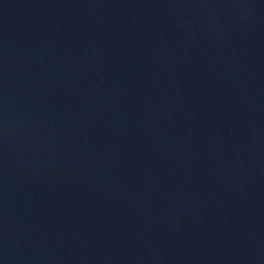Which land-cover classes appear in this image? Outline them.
I'll list each match as a JSON object with an SVG mask.
<instances>
[{"label":"water","instance_id":"obj_1","mask_svg":"<svg viewBox=\"0 0 264 264\" xmlns=\"http://www.w3.org/2000/svg\"><path fill=\"white\" fill-rule=\"evenodd\" d=\"M0 264H264V0H0Z\"/></svg>","mask_w":264,"mask_h":264}]
</instances>
